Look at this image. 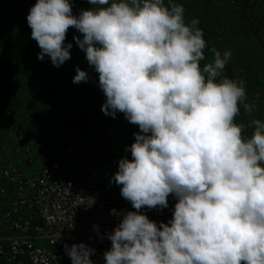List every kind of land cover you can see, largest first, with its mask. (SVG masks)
<instances>
[{"label":"clouds","instance_id":"1","mask_svg":"<svg viewBox=\"0 0 264 264\" xmlns=\"http://www.w3.org/2000/svg\"><path fill=\"white\" fill-rule=\"evenodd\" d=\"M88 3L77 16L70 0H37L26 19L37 58L57 68L71 58L69 28L81 33L73 40L99 74L101 110L140 130L112 177L136 211L108 234L106 264H264V121H236L252 106L244 82L223 75L231 51L213 48L201 66L204 32L175 0ZM88 79L76 67L73 83ZM170 194L173 218L158 226L141 210L166 208ZM65 251L93 264L83 242Z\"/></svg>","mask_w":264,"mask_h":264},{"label":"built area","instance_id":"2","mask_svg":"<svg viewBox=\"0 0 264 264\" xmlns=\"http://www.w3.org/2000/svg\"><path fill=\"white\" fill-rule=\"evenodd\" d=\"M36 2L0 0V15L18 44L20 57L32 61L36 75L46 81L53 76L55 67L49 57L43 61L37 58L39 51L29 39L23 12L27 4ZM92 7L88 3L86 9ZM72 11L78 16L81 10ZM0 60L4 61L1 50ZM66 64L68 60L62 66ZM75 75L70 72L64 85L55 86L54 94L64 92V96L55 94L50 114L41 117L36 127L12 130L15 114L0 104V138L6 127L19 151L15 155L12 149L3 147L0 139V158L7 159L5 163L0 161V264H72L65 245L70 248L81 242L95 250L90 256L93 264H106L104 253L111 248L108 234L123 213L136 211L121 196L122 186L115 184L112 177L121 159H131L130 150L125 153L113 149L118 145L130 149L139 127L129 132L109 124L98 130L73 127L64 117L68 85L75 87L79 103L106 100L97 90L88 92L84 82L73 83ZM223 75H227L226 70ZM80 113V108L73 106L68 116ZM119 115L124 113L117 112L115 116ZM36 161L41 167L38 174L24 176L18 171V164ZM87 197H95L91 207L82 204V198ZM173 202L177 199L173 198ZM166 208L145 207L141 211L159 226L173 218Z\"/></svg>","mask_w":264,"mask_h":264},{"label":"crops","instance_id":"3","mask_svg":"<svg viewBox=\"0 0 264 264\" xmlns=\"http://www.w3.org/2000/svg\"><path fill=\"white\" fill-rule=\"evenodd\" d=\"M215 0L213 1L212 6V13L209 17V26H199L202 30H204L205 37H206V44L207 47L205 48V57L206 60L202 61L204 63L210 61L213 58V54L211 52V49L215 48L216 50L220 51L223 55L224 51L230 50L232 55L229 62H232L233 64L238 63H244L245 65H240L237 71L229 72L227 68L226 70V76L231 79H236L238 81H243L245 90L247 93V103H249L252 106V110L250 112H245L243 105L240 106L241 111L240 115L236 117V121L239 123L243 121L245 124H247L252 119H260L264 121V44L261 43V40H257L254 36L255 30L257 26H260V28H264V23H259L257 26L251 24V20L249 17L252 15V13L255 12V10L252 12V0ZM70 3H72V8L75 7H88V0H70ZM215 3H219L220 8H217L215 6ZM255 3V2H254ZM33 5L31 4V7ZM26 7V6H25ZM30 7V8H31ZM86 7V8H87ZM254 8H257V5L254 6ZM73 10V9H72ZM75 10V9H74ZM221 19L218 21V19ZM237 21V23H235ZM29 31V37L34 46L38 49L40 52L41 49L39 48L37 42L31 38V28L28 26ZM74 36H79L82 38V34L79 33L74 28H69L65 40V44L72 43V48L70 49L71 52V58L68 60V64L61 65L60 67H55L53 76L50 77V81H52L53 85H64L66 81V77L69 75L70 72H76V67H79L81 70H84L88 73L89 79L87 82H84V84L90 89V90H97L100 92L101 95H104L102 90L99 87V74L94 70V68L90 67L86 58L85 53L76 45V43L73 40ZM0 50L2 52V48L0 46ZM17 52L16 56L14 58L20 60L19 64L22 66H28L33 70L34 64L32 62H27V60H22L19 55L18 46H17ZM6 57H7V50ZM4 55V53H3ZM235 66V65H234ZM247 68L251 71H245L244 68ZM19 69H21L19 67ZM26 69V68H25ZM262 69V70H259ZM27 71V70H26ZM2 72H0V76H2ZM34 76L39 79L36 75ZM57 95H63L64 92H56ZM54 94V96H55ZM65 98L70 100V105L73 104L72 100L73 98H78L77 92L75 88L71 85H68L67 91H65ZM11 99L8 100L6 97V94H4L2 91L0 92V102L3 103V107L7 110H16V108L11 107ZM11 105V106H10ZM99 105H97L93 110L94 114L98 112L97 108ZM84 107H87L85 104ZM69 108V107H68ZM92 114L91 112H89ZM82 114V113H81ZM85 116V115H84ZM82 115L80 116L81 120ZM22 119L18 120L17 122L22 124ZM78 121V122H77ZM82 122V120L80 121ZM114 128L116 130H122L125 129L126 132H129L131 128L133 127L131 123L127 122L126 119H120V121H115ZM76 123H79V120H76ZM16 122L11 124L10 128L14 126ZM79 125V124H78ZM87 127V126H85ZM3 133L1 135V141L2 145L5 148H10L9 145H14V138L8 130H6V127L3 128ZM124 131V130H123ZM252 132L251 128L245 129V135L250 136ZM124 148L122 146H116L113 151L119 152L122 151ZM1 163H5L7 161L6 157L1 156L0 158ZM31 165L27 164H18L17 168L18 171L24 175V176H30L34 172L30 171ZM171 194L168 197V202ZM177 203V202H176ZM173 205V212L175 208V203H171ZM169 206V205H168ZM167 206V207H168ZM171 208V207H170ZM167 209V208H166ZM168 211V210H167ZM170 211V210H169Z\"/></svg>","mask_w":264,"mask_h":264},{"label":"rangeland","instance_id":"4","mask_svg":"<svg viewBox=\"0 0 264 264\" xmlns=\"http://www.w3.org/2000/svg\"><path fill=\"white\" fill-rule=\"evenodd\" d=\"M213 1L214 0H175L176 3L182 4L185 9L186 23H189L191 22L192 19L196 18L199 20L198 26H209V22H210L209 17L211 16L210 14L212 13V9L214 7L212 6ZM215 1L218 2L217 0ZM255 5H257V8H254ZM215 6L217 8H220L219 3H215ZM30 7L31 4H27L26 7L23 8V12L26 18L27 15L29 14ZM86 7L87 6L75 7L72 9L82 10V9H86ZM251 9L252 12L255 10V12L252 13V15L249 17V19L251 20V24L257 26L261 22L264 23V0H252ZM220 20L221 19L219 18L218 21ZM235 23H237V21H235ZM27 26H29L28 22H27ZM259 27L260 26H257L254 36L255 38L256 37L258 38V39L256 38L257 40L259 41L261 40V43L264 44V28L259 29ZM205 34L206 33H204V39L206 40ZM0 46L2 48V58L4 62L8 65V68H14V70L15 69L17 70V73L8 71L3 73L2 76H0V92L2 91L4 94H6L8 100L11 99L10 102L12 106L11 105L10 106L16 108V110L13 111L7 109L9 110V112H14L16 117L15 121L12 122V124L16 122V124L12 126V130L21 127H36L41 117L50 114L51 105L53 104L54 101V88L57 85H53L52 81L50 80L45 81L43 79H37L34 76L35 73L31 68H29L27 65L22 66L21 64H19L20 60L14 58V56H16L15 54L17 52L16 49L18 44L16 40L12 37L8 29L3 25L2 15H0ZM5 50H7V57ZM20 59L21 61L25 60L24 58H20ZM27 62H32V61L27 60ZM203 64L204 62H201V66H203ZM240 65L248 66L247 64L241 62L238 64H233L232 62H229L226 64L225 68H227L229 72H232L233 70L237 71ZM19 67L21 69H19ZM244 70L251 71L246 67L244 68ZM85 87L87 90H90L87 86ZM100 92L101 91H99V94ZM79 99H80L79 96L77 99L73 98L72 105L69 104L70 100L67 99L68 102L64 111L69 112L70 108H72L73 106H78L80 108L82 113L81 114L82 122H80L81 115L79 116V119L76 120H79L78 123L79 125L78 124L77 125L83 131H86L90 128L98 130L107 124L114 127L116 123L115 121H120V119H126L125 115H119L115 117H112L111 115H105V113L101 110V107L104 103L100 102L97 104H86L87 107H84L85 103H79L78 102ZM0 104L1 106H3L2 102H0ZM97 105H99L97 108L98 112L94 114V111L91 110H93ZM89 112H91L92 114H90ZM20 119L23 120L22 124L17 122ZM131 125L133 126L131 128L132 130L136 125L134 124ZM123 130L124 132H126L125 129H122V131ZM9 146L10 149L13 150V153L15 155H19L18 149H16V147L13 144ZM122 152L126 153V150L123 149ZM30 165H31L30 171L34 172L33 174H31V176L36 175L40 172L41 167L37 161L31 163ZM173 198H175L174 195H171L169 198L170 202H168V204L172 203ZM167 210H168L166 211L167 213H172L173 205L169 204Z\"/></svg>","mask_w":264,"mask_h":264},{"label":"trees","instance_id":"5","mask_svg":"<svg viewBox=\"0 0 264 264\" xmlns=\"http://www.w3.org/2000/svg\"><path fill=\"white\" fill-rule=\"evenodd\" d=\"M27 22V21H26ZM16 68V67H15ZM16 72L17 73V70L15 69L14 70V68H8V65L4 62V61H1L0 60V72H2V73H5V72ZM22 72H23V70H22ZM75 88V87H74ZM76 90V89H75ZM91 91H93V90H88V92H91ZM80 115H81V113H80ZM79 115V116H80ZM79 116H77V117H70V116H68V112H65L64 111V117L65 118H68L69 119V121H70V124L73 126V127H77V128H79V126L77 125V123H76V119H79ZM75 125V126H74ZM80 129V128H79ZM83 131V130H82Z\"/></svg>","mask_w":264,"mask_h":264}]
</instances>
